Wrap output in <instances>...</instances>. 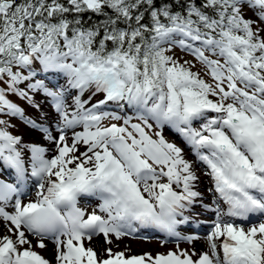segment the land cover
Here are the masks:
<instances>
[{"label": "snow or ice", "instance_id": "6c2138e0", "mask_svg": "<svg viewBox=\"0 0 264 264\" xmlns=\"http://www.w3.org/2000/svg\"><path fill=\"white\" fill-rule=\"evenodd\" d=\"M0 116L52 146L0 119V264H264V0H0ZM147 229L176 250H113Z\"/></svg>", "mask_w": 264, "mask_h": 264}, {"label": "bare ground", "instance_id": "6f19581e", "mask_svg": "<svg viewBox=\"0 0 264 264\" xmlns=\"http://www.w3.org/2000/svg\"><path fill=\"white\" fill-rule=\"evenodd\" d=\"M48 104L49 103L46 100H44L41 103L40 111H38V114L36 116L37 120H39L41 117V113L46 114V116H47V120L45 121L46 126L53 124L55 119H56V114L54 113L52 108L50 109L48 107ZM27 131L28 132L26 133L24 141L28 142V143H38L41 146L50 148V152H49V156H50L52 154V151H51L52 146L49 144V142L47 140L44 139V137L41 135V133L38 131L32 130V129H27ZM169 139H170V137H169ZM81 151H83V148H81ZM186 154H187V158L189 160H193V161L195 160V157L192 156V154L190 152H188L187 149H186ZM189 156H191V157H189ZM197 166H201V170ZM197 166H196L197 174L200 176L199 188L200 189L208 188L209 186H211V181H210V178L208 176L204 175V172L206 171V167L203 165H197ZM33 193H34V191H33ZM204 193L210 199L212 198L211 194L207 193V191H205ZM223 208L226 211V205H223ZM200 211L201 210L198 208L197 212H200ZM209 215L210 214H207V213L200 215L198 217L199 223H193L190 225H182L181 226V229H180L181 232H185V233H183V235L195 234L196 236L200 237V239L196 240L192 244L185 242L186 245H181V246H183V248L186 246L187 249L195 248V250H197V251L207 250V243H206L205 237H206L208 231L210 230L211 221L215 219L214 215H210V216H213V218H211ZM225 219H229V218L225 217ZM233 222H234V220H233ZM197 228H199V233H196V231H195V229H197ZM191 231H193V232H191ZM163 234H164V236H163L164 239L169 240V241L172 240V239H169L165 233H163ZM139 235H141V234H139ZM144 237L145 236H142V238H144ZM173 239L175 240V238H173ZM125 240H127V246L131 247L132 252L135 254L134 242H137V241L133 240L132 238H129V239L125 238ZM181 242L184 243V241H181ZM91 245L93 247L97 248L98 250H102L106 246L103 242L102 237L94 238V240L91 242ZM146 249H145V251H146ZM40 251H41L42 255L47 257L49 260H52L53 264H55V262H54V250H53V245L51 243L48 245V248L46 250H40ZM151 253L153 254V251H151Z\"/></svg>", "mask_w": 264, "mask_h": 264}, {"label": "rangeland", "instance_id": "374dc122", "mask_svg": "<svg viewBox=\"0 0 264 264\" xmlns=\"http://www.w3.org/2000/svg\"><path fill=\"white\" fill-rule=\"evenodd\" d=\"M179 54V53H178ZM10 100H12L14 103H16L18 106H22L25 105L24 107V114H26V116L28 118H32V119H37L36 116L38 114V111L36 110L35 107L29 105L27 102H25L24 100H22L21 98H19L21 100V102L17 99V96L15 95H9L8 97ZM34 100L36 103H39L40 106H41V103L45 100L43 95L42 94H37L35 97H34ZM48 107L51 109V106L50 104H48ZM0 119H7L10 121V123L12 125H14V127L12 129H10L13 134L15 135H21L23 137V139H25V136H26V133L28 132L27 131V128L24 127L22 124H20L17 120H15L14 117L12 118H9V117H4V116H0ZM170 139H175L174 137L172 136H169ZM178 142V141H177ZM186 151V149H185ZM191 157V156H189ZM199 169L200 167L197 166ZM207 188H202L200 189L202 192H205ZM210 216V215H209ZM211 218H213V216H210ZM261 219V218H260ZM193 232V231H191ZM143 235H139L138 237L142 238ZM134 240V238H132ZM145 239V238H143ZM169 239H172L174 240L173 238H169ZM137 241V240H135ZM149 243V244H148ZM138 245V246H137ZM134 246H135V254H142V253H145V252H151L153 251V254L155 253H163V252H167V251H175L176 250V247H166V246H163L161 244H157V243H153V242H145V241H137V242H134ZM106 247V246H105ZM125 247H129L127 246V240L123 239L122 241H120V245H119V248H114L113 250L114 251H121V250H124ZM147 248V249H146ZM180 248H183V246H180ZM186 248V246L184 247ZM131 249V247H130ZM146 249V251H145ZM141 250V251H140ZM132 252V250H131ZM133 253V252H132ZM134 254V253H133Z\"/></svg>", "mask_w": 264, "mask_h": 264}]
</instances>
